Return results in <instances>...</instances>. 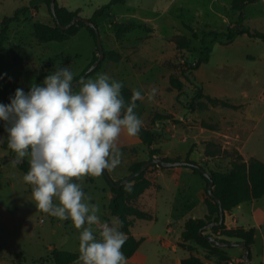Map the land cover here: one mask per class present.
I'll return each mask as SVG.
<instances>
[{
  "label": "rangeland",
  "instance_id": "rangeland-1",
  "mask_svg": "<svg viewBox=\"0 0 264 264\" xmlns=\"http://www.w3.org/2000/svg\"><path fill=\"white\" fill-rule=\"evenodd\" d=\"M29 1L0 0V31L2 21L13 17ZM107 3L108 0H70L69 6L81 9V18L90 19ZM38 6L36 18L23 11L19 14L20 20L10 25L8 43L0 56V101L10 90L21 88L27 93L33 84L43 86L45 77L55 72L57 66L69 68L74 76L83 70L80 76L100 56L94 39L85 29L64 43L36 41L33 35L36 22L54 25L46 5ZM241 20L250 30L264 33V0L248 4L242 11V19L241 12L233 10V0H126L125 4L112 6L98 22L105 52H119L126 61L115 63L104 59L100 70L86 79L107 74L125 87L140 90L144 98L156 88L155 97L135 109L143 121L142 127L156 134V142L166 136L163 145L174 144L180 152L190 149L192 140L183 144L175 136L177 128L191 120L197 140L205 150L208 142H215L223 149L243 151L246 161L251 157L264 161V42L247 36L229 41L228 31H236ZM114 24L136 27L123 31ZM183 38L188 41L187 47L178 45ZM198 62H201L199 69L191 71ZM172 77L182 83L181 91L172 88ZM204 95L241 107L239 110L203 107L207 104ZM1 125L0 264H56L55 248L79 254V230L72 221L52 217L36 207L31 186L23 181L25 173L10 163L15 153L3 149L5 122L0 121ZM136 151L139 160L146 159V145ZM156 151L161 154V150ZM121 152L120 165L106 169L111 179L125 173L128 155ZM204 163L214 171L231 169L230 160L225 156ZM153 169L152 166L149 169L150 178ZM196 179L198 182L192 183L191 190L184 192L171 183L159 196L161 204L154 210L146 208L155 219L137 220L134 224L132 232L145 240L133 257L126 258L127 264H177L180 256L189 254L186 250L205 264H264V197L237 209L241 225L256 229L250 263L244 258L246 250L241 247H223L216 252L189 243L174 253L163 248L156 237L149 239L150 233L166 229L172 206L175 213H182L191 205L199 218L208 213L207 206L196 200L195 194L203 182L198 175ZM76 182L92 198L90 203L99 206L102 223L119 220L105 200L104 173L98 177L85 176ZM186 199L190 205L185 203ZM93 230L99 238V227L94 225ZM17 254L22 257L17 258Z\"/></svg>",
  "mask_w": 264,
  "mask_h": 264
},
{
  "label": "clouds",
  "instance_id": "clouds-1",
  "mask_svg": "<svg viewBox=\"0 0 264 264\" xmlns=\"http://www.w3.org/2000/svg\"><path fill=\"white\" fill-rule=\"evenodd\" d=\"M73 81L69 68L57 66L43 86L33 84L27 93L17 88L10 104H0L7 147L15 153L10 163L15 167L27 157L29 170L23 181L31 186L36 207L60 220L70 219L79 230L74 264H127L122 222L102 223L99 206L90 203L82 184L74 181L98 177L120 165L117 141L122 132L138 135L143 121L136 114V101L144 97L134 89L126 103L122 82L107 74ZM156 93L152 88L149 99Z\"/></svg>",
  "mask_w": 264,
  "mask_h": 264
},
{
  "label": "trees",
  "instance_id": "trees-1",
  "mask_svg": "<svg viewBox=\"0 0 264 264\" xmlns=\"http://www.w3.org/2000/svg\"><path fill=\"white\" fill-rule=\"evenodd\" d=\"M44 2L54 19L51 13V0H34L31 2V5H36L38 2ZM257 0H233V10L241 12L243 9L251 3H255ZM126 0H111L108 4L104 5L98 9L92 18L88 19L89 23L93 25H88L85 21L77 22L73 27L63 30L54 20V25L49 26L41 23H37L34 26V36L35 39L41 44L48 43H64L70 40L73 37H76L82 29H86L91 37L94 39L97 46V34L99 33L98 20L106 13L110 11V8L117 4H125ZM24 10H18L13 17L5 18L1 25L0 31V56L5 51V47L8 43V33L10 25L19 20V14ZM56 13L59 19V22L62 26H68L75 17L80 16V10L69 11L66 8H61L56 2ZM115 27L123 30L130 31L135 28L134 24L124 25V24H114ZM237 36H247L252 39H258L264 42V33L259 31H252L249 28L244 26L243 21L241 20L238 23V28L236 31L229 30L226 37L229 41H232ZM180 47H187L188 41L183 38L178 41ZM98 48V46H97ZM99 51V49H98ZM100 53V52H99ZM106 58L112 62L118 63L122 60V55L119 52L111 51L105 52ZM98 58H94L92 64L96 62ZM91 64V65H92ZM90 65V66H91ZM89 66V67H90ZM101 66V65H100ZM100 66L91 73L88 77L97 73L100 70ZM201 66V62H198L193 68H190L191 71H196ZM88 67V68H89ZM87 68V69H88ZM86 69V70H87ZM86 70L77 78L74 79L73 83L79 81L82 75L85 74ZM184 72V71H183ZM172 88L181 91L183 85L181 82L177 81L176 78H171ZM16 89L10 90L6 96L0 101V104L8 105L10 104V98L14 97ZM122 96L125 102H130L133 91L127 87H122ZM204 98L207 101L203 107H222L226 109L239 110L241 106L234 105L228 100H224L218 97H212L210 95H204ZM137 107L139 106V101H136ZM2 121V120H0ZM2 128V125L0 126ZM5 131V142L3 144V149L10 150L7 147V132ZM140 140L149 147L150 161L155 158L159 153L156 150L152 149V146L157 141L156 134L149 128L141 127L138 135ZM11 151V150H10ZM12 152V151H11ZM205 155L207 159L213 160L220 157H226L230 160L231 169L229 172H219L206 168L204 162L198 163L190 159V154L185 158L184 162L186 163L185 168H188L193 171L195 175L200 176L206 184V188L210 184V181H213V193L215 197L219 198L222 204L224 213H230L235 210L238 206L249 203L252 201H258L264 197V161L251 157L248 161L240 154L236 149L227 150L223 149L220 145L215 142H208L206 145ZM166 162H180L182 159H170L164 158ZM8 161V159H7ZM145 163H136L130 168V173L134 174L138 172ZM18 168L23 172L27 173L29 170V163L27 160L17 164ZM153 168L161 167L158 165H153ZM150 169V168H149ZM147 170L142 175L131 180L129 184L117 189L114 187L110 181L105 176L106 181L108 182L113 198L109 204V210L111 213L116 216L119 221L122 222V227L120 231L125 234V243L122 246V252L126 258H131L137 252V250L142 245L144 239H137L132 235V228L137 220L153 221L155 217L145 211H142L138 207L139 198L150 188L155 187L156 183L154 180L148 177V174L151 170ZM206 171L210 178L204 176L202 171ZM76 182V181H74ZM120 181L115 182L119 184ZM207 206L208 213L202 219H190L188 220L183 228L181 234V242L179 247L182 248L185 244L196 243L198 245L204 246L212 251L218 252L223 249V247L216 244V242H210L209 237L215 238L217 242L221 243H232L231 240H234L236 244L245 243L247 247H251L255 243L256 229L255 228H245V227H235L229 228L226 226L225 222L219 226H215L211 229L204 230L208 225L212 223H219L221 218V211L219 203L208 193L207 189V198L205 201ZM203 230L202 234L201 231ZM232 248V247H226ZM53 256L56 264H74L77 261L79 254L71 253L67 251L58 250L57 248L53 251ZM17 258H21V254L16 255ZM250 258V256H249ZM181 264H205L204 261L196 256L190 255L188 258L182 260ZM226 264V263H224Z\"/></svg>",
  "mask_w": 264,
  "mask_h": 264
},
{
  "label": "crops",
  "instance_id": "crops-1",
  "mask_svg": "<svg viewBox=\"0 0 264 264\" xmlns=\"http://www.w3.org/2000/svg\"><path fill=\"white\" fill-rule=\"evenodd\" d=\"M32 1H34V0H30L29 5H27L25 8H23V10L25 13L28 12L31 15V17L36 18L39 15L38 4H42L43 6L46 4L42 1H40V2L36 3V5H31ZM56 1L61 8H66L69 11H76L69 6L70 0H56ZM110 1L111 0H108V3ZM45 7L47 8V12H48V16H49V10H48L47 5ZM77 10H80V16H81V14H82L81 9H77ZM98 22H99V20H98ZM37 23L53 26L51 22L50 23L36 22L35 24H37ZM35 24H34V26H35ZM34 26H33V31H34ZM33 35H34V33H33ZM34 38H35V36H34ZM125 59L126 58L123 57L122 61H126ZM121 63H125V62H121ZM82 71H80L78 74H76L74 76V79L77 78V76H79V74ZM123 87H125V86H123ZM146 100H151V99H149V97L147 96L146 98H144V100H138L139 106L142 105L143 102ZM237 106H241V105H237ZM165 138H166V136L163 139H161V141L159 140L158 142H156L152 146L153 150H161L160 151L161 154L156 155L155 158H163V159L164 158H170V159L180 158V159H182V162H184L185 158L190 154V159L195 161V162L201 163V162H205L206 160H208L206 155H205V146H202L201 144H199V142L197 140V136L195 135V133L193 131L191 120H189L188 122H186L183 125H180L177 128V134L175 136V139L179 140L180 143H183V144L189 143L192 140L193 144H192L190 149H186L185 151L180 152L177 150V148H176L177 146L174 144L168 145V146L165 144L163 145L162 142H163V140H165ZM117 145H118L120 151H124L125 152L124 154H127L128 157H127V161H126L125 173L123 175H119L118 177H112V180L114 182L122 181L123 179L127 178L129 176V174H131L130 168L134 164L146 163V162L150 161V159H149L150 158L149 147H148V155H147L146 159L145 160H139L138 159V153H137L136 149L139 148L141 145H145V144L140 140V138L137 135L136 136H128L126 134V132H122L118 141H117ZM199 150H201V151L198 154ZM195 153H197V154H195ZM240 154L243 157L245 156L243 151H241ZM153 170L154 171L151 174V176H152L154 182L156 183V186L147 190L139 198L138 204H137L138 207L142 211L148 212L150 214H152L151 213L152 211L147 210L146 208H151V210H154L155 208H157V206H159L161 204V202H158L160 194L164 191L165 188L170 187L171 183L178 190L184 192V191H187L189 189L191 190L192 183L198 182L196 179L197 175H195L192 170L185 168V167H175V168L157 167ZM103 193L105 195V198H106L105 200L107 201L108 209H109V204L113 198V194L111 192V188H110L108 182H106V185L103 187ZM195 197H196V200H198L200 203L205 204V201L207 198V188H206V184L204 181L202 182L200 189L196 192ZM189 202H190L189 199H186L185 203L189 204ZM244 204H246V203H244ZM242 205L238 206L235 210H233L230 213H225V224L227 227H229V228L245 227V226L241 225L240 215H239V212L237 211V209L239 207H241ZM175 211H176V209L172 206V210L170 211L169 217H167L168 219L166 220V224H167L166 229L163 232L153 233V234L150 233L149 239H153L154 237H156L161 242L163 248L171 249V251H173L174 253H177L179 249H182L179 247V244L181 242V234L183 232V228H184L185 223L190 219H202V218H199V216L194 213V207H192L191 205H190V208L188 209V211H185L182 213H179V212L175 213ZM173 218H177V219L175 220ZM172 222H175V225L172 224ZM132 235L134 237H136V235L133 232H132ZM136 238L141 239L138 237H136ZM143 245H144V241H143L142 245L140 246V248L137 250V252L141 249V247ZM235 247H239V246H235ZM232 248H234V247H232ZM183 250H185V249H183ZM186 251L189 254L184 255V256H180L177 264H181L182 260L188 258L191 255L189 250H186Z\"/></svg>",
  "mask_w": 264,
  "mask_h": 264
},
{
  "label": "water",
  "instance_id": "water-1",
  "mask_svg": "<svg viewBox=\"0 0 264 264\" xmlns=\"http://www.w3.org/2000/svg\"><path fill=\"white\" fill-rule=\"evenodd\" d=\"M56 2H57L56 0H51V6L50 7H51V13H52V15L54 17V20L57 22V24L60 26V28H62L63 30H67V29L73 27L77 22H79L81 20L85 21L88 25L93 27V25L91 23H89L88 19H83L80 16L79 17H75L73 19V21L68 26H62L61 23L59 22L58 17H57ZM97 46H98V49H99V52H100V56H99L98 60L96 62H94L86 70L85 74L82 75L81 78L86 79L87 76H89L91 73H93L101 65L102 61L106 58V54H105V50H104V47H103V44H102L100 33L97 34ZM77 82L78 81L74 82V84H76ZM2 165H3V162L0 159V168L2 167ZM153 165L163 166V167H167V168H175V167H184V166H186V163L182 162V161H180V162H166L163 158H154L153 160H151L149 162H146L138 172H136L134 174H131L127 178H125L122 181H120L119 184H116L111 179V177L109 176V174H108L106 169L104 170L103 173L105 174L107 179L110 181V183L114 187H116L117 189H120L121 187L129 184L131 180H133L136 177H138V176L142 175L143 173H145ZM202 172H203L205 177L210 178V175L206 171L203 170ZM213 184L214 183L211 180L210 184L207 187V189H208V193L210 194V196H212L219 203L220 211H221V218H220V222L219 223H212V224L208 225L204 230L211 229V228H213L215 226H219V225H221V224H223L225 222V213L223 211L221 201L219 200V198L215 197V195L213 193ZM202 232H203V230L201 231V234H202ZM209 241L210 242H216V244L221 246V247H235V246H239L241 248H244L246 250V255L244 256V258L248 261V263L251 262V259L249 258L250 254H251V249L249 247H247L245 243H241V244L221 243V242H217L215 240V238H213V237H209Z\"/></svg>",
  "mask_w": 264,
  "mask_h": 264
}]
</instances>
